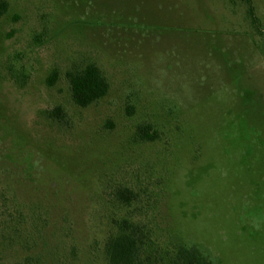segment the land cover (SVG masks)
Here are the masks:
<instances>
[{"label": "rangeland", "instance_id": "obj_1", "mask_svg": "<svg viewBox=\"0 0 264 264\" xmlns=\"http://www.w3.org/2000/svg\"><path fill=\"white\" fill-rule=\"evenodd\" d=\"M5 1L0 264H109L130 214L148 253L264 264V0ZM87 64L110 88L80 108L66 75Z\"/></svg>", "mask_w": 264, "mask_h": 264}, {"label": "trees", "instance_id": "obj_2", "mask_svg": "<svg viewBox=\"0 0 264 264\" xmlns=\"http://www.w3.org/2000/svg\"><path fill=\"white\" fill-rule=\"evenodd\" d=\"M7 9L8 3L0 0V17L6 14ZM66 76L71 99L77 107L86 108L95 104L109 92L108 79L95 64L73 69ZM56 78L57 73H52L47 79L48 85L52 86ZM48 117L60 123L65 118L59 107L51 110ZM136 134L143 142H154L157 139V134H151L150 127L145 125L139 126ZM113 196L119 206L129 211L138 206L139 195L129 187H117ZM113 222L114 232L105 243L109 264H216L195 245L176 244L162 256L157 255L156 251L154 254L148 253L147 249L151 247L152 240L146 223L133 219L131 214Z\"/></svg>", "mask_w": 264, "mask_h": 264}]
</instances>
